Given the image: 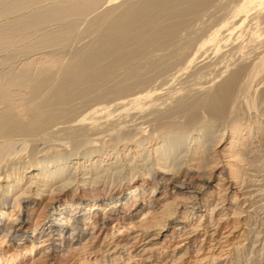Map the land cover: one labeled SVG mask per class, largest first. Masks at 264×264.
<instances>
[{
  "label": "bare ground",
  "instance_id": "obj_1",
  "mask_svg": "<svg viewBox=\"0 0 264 264\" xmlns=\"http://www.w3.org/2000/svg\"><path fill=\"white\" fill-rule=\"evenodd\" d=\"M209 188L247 214L193 223ZM20 256L264 264V0H0V264Z\"/></svg>",
  "mask_w": 264,
  "mask_h": 264
},
{
  "label": "rangeland",
  "instance_id": "obj_2",
  "mask_svg": "<svg viewBox=\"0 0 264 264\" xmlns=\"http://www.w3.org/2000/svg\"><path fill=\"white\" fill-rule=\"evenodd\" d=\"M221 165H219L217 168H219ZM216 184V183H212ZM200 204L197 212L195 213V216L193 217V223H196L198 221L206 224H214V223H227L229 221H232L235 217L237 218H242L244 217L249 208H248V203L244 201L241 193L236 191L235 189L231 190H223L222 188L216 189V188H209L206 190H203L201 195H200ZM162 203V202H159ZM161 205V204H160ZM237 213H240L239 216H237ZM202 216V217H201ZM187 222L186 224H191V221H184ZM227 234V235H226ZM224 232L223 230L220 231L217 235H214L215 239H221V249H223L224 253H227L229 249L232 248V244H237V242H241V244H247L243 243L242 239L243 237L241 236L240 233H235V234H229ZM118 241L120 242L122 239H126L128 241V247L131 248L130 251H133L134 249L140 247L141 239H144L145 236H139L137 239H133V235H128V233L123 232L119 235H117ZM225 236V237H224ZM241 237V239L239 238ZM184 238V236H183ZM202 239V237H201ZM227 239V240H225ZM239 241H237V240ZM173 241L170 242V245L173 247L175 244L180 242V238L178 236H175V239H172ZM203 248L204 251L207 250V247H209V238L205 236L203 238ZM225 242H224V241ZM215 243L214 241H212ZM230 242V243H229ZM235 242V243H234ZM210 243V244H213ZM230 245H229V244ZM228 244V245H227ZM231 246V247H230ZM247 247H250L247 245ZM6 248V249H5ZM226 248V249H225ZM229 248V249H228ZM2 249L7 252L6 258L9 260L12 258L11 254L13 253L12 250H10V246H5L3 245ZM215 252V251H214ZM193 256V255H192ZM225 257V256H223ZM222 257V258H223ZM22 256L18 257L16 261L13 264H30V261L26 260V257L23 259L24 262H21ZM21 262V263H20ZM1 264H6L5 261H1Z\"/></svg>",
  "mask_w": 264,
  "mask_h": 264
}]
</instances>
